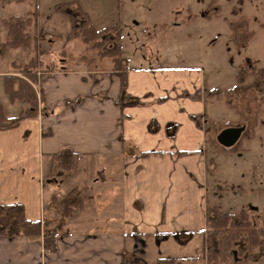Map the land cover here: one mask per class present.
<instances>
[{
    "label": "crops",
    "instance_id": "obj_1",
    "mask_svg": "<svg viewBox=\"0 0 264 264\" xmlns=\"http://www.w3.org/2000/svg\"><path fill=\"white\" fill-rule=\"evenodd\" d=\"M80 60L38 70L37 115L0 128V204L42 224L39 238L0 235V264H198L213 174L207 71Z\"/></svg>",
    "mask_w": 264,
    "mask_h": 264
},
{
    "label": "rangeland",
    "instance_id": "obj_2",
    "mask_svg": "<svg viewBox=\"0 0 264 264\" xmlns=\"http://www.w3.org/2000/svg\"><path fill=\"white\" fill-rule=\"evenodd\" d=\"M67 7L85 14L98 29L118 30L124 61L139 55L146 65L200 66L207 71L210 87L221 91L210 97L207 117L213 123L207 127L218 133L245 125L237 151L207 145L208 161L216 162L207 183L209 207L216 205L236 219L245 211L254 226L263 228L264 85L255 89L256 100L250 104L238 85L264 80V0H0V106L5 114L0 123L22 112L6 95L2 76L31 58L38 60L37 71L72 67L81 58L90 67L114 64L111 56L101 55L114 48V38L102 36L97 47L96 42L72 37L75 29ZM17 17L31 20L25 27L28 44L6 45L7 23ZM244 71L249 73L246 80ZM251 264H264V257Z\"/></svg>",
    "mask_w": 264,
    "mask_h": 264
},
{
    "label": "trees",
    "instance_id": "obj_3",
    "mask_svg": "<svg viewBox=\"0 0 264 264\" xmlns=\"http://www.w3.org/2000/svg\"><path fill=\"white\" fill-rule=\"evenodd\" d=\"M65 13L69 16L72 27L75 29L72 37L80 36L85 43L96 42L95 46L101 47L102 36L106 35L114 38L115 46L113 49L104 50L101 52L102 56H111L114 62V69L119 71L121 67L122 47L120 43V32L113 31L112 27L96 28L90 24L86 19L85 14L77 13L76 9L72 11L69 7L65 9ZM26 24H31V20L17 17L11 19L7 23L8 41L6 45L20 46L27 45L28 32L25 30ZM37 58H31L22 66L15 67V73L3 75L4 90L6 95L14 103H18L22 107V112L15 117L9 118L7 121L0 123V128H10L15 126L21 119L26 117L36 116L39 109V95L33 87V83L37 80ZM121 72L119 76L122 78ZM249 73H243L244 78L247 79ZM259 81V82H257ZM124 86V80L122 81ZM264 85V80H254L244 85H238L241 90L249 97L250 102L253 103L255 99V89L258 86ZM232 89L225 92H231ZM209 94L219 96L220 89H211ZM224 93V91H223ZM234 93H236L234 91ZM228 100V99H227ZM226 100V101H227ZM80 101V100H79ZM76 101V102H79ZM229 101V100H228ZM75 102V103H76ZM0 116L3 118L5 114L0 106ZM246 120L247 117H243ZM245 121V120H244ZM213 122V120H211ZM246 122V121H245ZM216 133L214 131L209 134L208 142L210 145L218 144L216 141ZM44 136L49 135V132H44ZM245 135V131L243 132ZM239 141L230 148H224L231 152L237 151ZM219 145V144H218ZM221 146V145H220ZM71 154L63 151L55 156L63 159V163L67 162L66 158ZM67 156V157H66ZM65 158V159H64ZM210 171H214L216 162L214 158L209 159ZM239 219L229 212L222 211L218 206L209 207V214L207 217V231L205 238V246L201 251L198 264H248L255 263L264 257V227L257 228L248 219L245 211L239 212ZM0 235L5 236H22L25 238H39L42 235V224L40 221L29 220L25 218L23 208L20 205H6L0 204ZM242 244H239L241 243ZM44 246L47 250H55V235H47L43 238ZM239 244V245H238ZM235 245L239 247L235 249ZM236 256L243 257L242 260L237 261ZM156 264H196L192 262L181 261L176 258L165 257L157 260Z\"/></svg>",
    "mask_w": 264,
    "mask_h": 264
},
{
    "label": "water",
    "instance_id": "obj_4",
    "mask_svg": "<svg viewBox=\"0 0 264 264\" xmlns=\"http://www.w3.org/2000/svg\"><path fill=\"white\" fill-rule=\"evenodd\" d=\"M245 131V125L229 126L220 130L216 135L218 144L225 148L233 147Z\"/></svg>",
    "mask_w": 264,
    "mask_h": 264
}]
</instances>
